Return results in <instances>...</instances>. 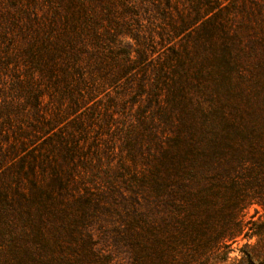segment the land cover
<instances>
[{"label": "rangeland", "instance_id": "374dc122", "mask_svg": "<svg viewBox=\"0 0 264 264\" xmlns=\"http://www.w3.org/2000/svg\"><path fill=\"white\" fill-rule=\"evenodd\" d=\"M209 1L218 9L161 41L163 30L193 22ZM251 2L0 0V177L9 195L34 182L43 197L94 198L102 210L91 232L126 230L119 215L147 211L152 161L174 135L164 116V84L173 83L158 70L162 60L193 45L190 35L216 16L219 41H227ZM138 45L147 51L140 66ZM240 218L244 229L228 246L168 247L161 264H264V205ZM96 249L106 264L136 263L132 247L111 236Z\"/></svg>", "mask_w": 264, "mask_h": 264}, {"label": "trees", "instance_id": "16d2710c", "mask_svg": "<svg viewBox=\"0 0 264 264\" xmlns=\"http://www.w3.org/2000/svg\"><path fill=\"white\" fill-rule=\"evenodd\" d=\"M217 9L209 1L193 22L171 26L173 34L163 30L161 41ZM242 11L247 21L223 41L226 48L216 16L190 35L193 45L172 49L160 64L173 83L164 84V116L174 135L152 161L147 211L140 205L119 215L126 230L95 235L90 225L102 208L94 198L43 197L44 187L34 182L26 190L21 182L13 197L3 175L0 264H106L96 248L109 236L132 247L135 264H161L168 247L222 248L240 235V212L264 205V0ZM138 46L140 66L147 51Z\"/></svg>", "mask_w": 264, "mask_h": 264}]
</instances>
